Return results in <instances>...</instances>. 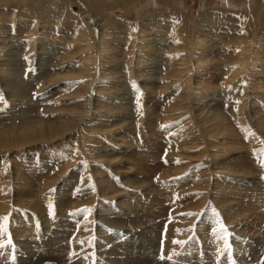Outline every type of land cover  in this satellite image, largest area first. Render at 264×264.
<instances>
[{
  "label": "rangeland",
  "instance_id": "1",
  "mask_svg": "<svg viewBox=\"0 0 264 264\" xmlns=\"http://www.w3.org/2000/svg\"><path fill=\"white\" fill-rule=\"evenodd\" d=\"M102 1L0 0V264H263L264 0Z\"/></svg>",
  "mask_w": 264,
  "mask_h": 264
},
{
  "label": "bare ground",
  "instance_id": "2",
  "mask_svg": "<svg viewBox=\"0 0 264 264\" xmlns=\"http://www.w3.org/2000/svg\"><path fill=\"white\" fill-rule=\"evenodd\" d=\"M80 1H83L82 2V4L83 5H85V7L88 9V10H97V9H99L98 7L99 6H103L104 5V3L103 2H105V1H102V0H80ZM115 0H113V2H114ZM126 1V0H125ZM174 1L175 0H159V2L160 3H162V6H163V4H164V6H166V5H169V4H172V3H174ZM177 1V0H176ZM112 2V3H113ZM120 2H121V0H120ZM124 2V1H123ZM259 2H260V0H259ZM117 3H119V2H117ZM103 4V5H102ZM175 4V3H174ZM105 6V5H104ZM173 8H174V6L173 5H171ZM83 7V6H82ZM172 8V9H173ZM170 9V8H169ZM176 9V8H175ZM160 10H162V9H160ZM159 10V11H160ZM178 10V9H177ZM34 12V11H33ZM154 12H156V11H154ZM161 13V12H160ZM160 13H158L157 15H159ZM207 13V12H206ZM231 14V13H230ZM142 15V14H141ZM157 15H155V16H157ZM86 16V15H85ZM144 16V15H143ZM152 16V15H151ZM150 16V17H151ZM155 16H154V18H155ZM205 16V15H204ZM181 17V16H180ZM235 17V18H234ZM256 17H257V15H256ZM146 18V17H145ZM153 18V19H154ZM160 18V17H159ZM183 18V17H182ZM225 18V17H224ZM230 17H227V19H229ZM232 18V17H231ZM164 19V18H163ZM162 19V20H163ZM206 19V18H205ZM211 19L213 20V17H211ZM226 19V18H225ZM233 19H240V18H238V16L236 17V15H234L233 16ZM78 20V19H77ZM210 19H208V21H209ZM211 20V21H212ZM219 20V19H218ZM103 21V20H102ZM102 21H97V23L95 22L93 25H91V26H93L92 28H96V30L98 31V37H99V41H98V43L97 44H99V45H96L97 46V48L96 49H100V52H102L103 54H105V55H109L110 53V49H111V47H109L110 45H109V43L107 42L109 39H105L104 37H105V35H109V29L108 28H106V27H103V25H102ZM181 21H182V19H181ZM181 21H179L180 23H181ZM206 21H207V19H206ZM215 19H214V21H212L211 22V24H213V23H215ZM257 21L258 20H255V18H253V16H252V18H251V21H250V23H248V22H245V20L244 19H242V20H240V24H243V26H251V24L252 25H256L257 24ZM145 22H146V20H145ZM172 22V21H171ZM183 22V21H182ZM225 22V21H224ZM184 23V22H183ZM207 24L209 23V22H206ZM205 23V25H207ZM171 24V23H170ZM175 24V23H174ZM176 25V24H175ZM203 25V24H202ZM216 25L217 24H215V26L214 27H216ZM221 25V24H220ZM137 26H139V25H137ZM167 26H170V25H167ZM182 26H183V28L181 29H177V31L178 32H175V34H177L178 36H181L180 34H183L184 32H190L191 31V28L190 27H187V26H185V25H183L182 24ZM218 26V25H217ZM240 26V25H239ZM175 27V26H174ZM221 27V26H220ZM242 27V26H241ZM168 28V27H167ZM173 28V27H172ZM255 28V27H254ZM108 29V30H107ZM141 30V29H140ZM169 30V29H168ZM167 30V31H168ZM175 31V30H174ZM184 31V32H183ZM89 32V31H88ZM108 32V33H107ZM173 32V31H172ZM114 33V32H113ZM142 33V32H141ZM191 33V32H190ZM174 34V33H173ZM185 35V34H184ZM83 36V35H82ZM85 36V35H84ZM174 36V35H173ZM49 37V36H48ZM107 37V36H106ZM141 37H142V35H141ZM197 37V36H196ZM84 38V37H83ZM87 38V37H86ZM176 38V37H175ZM183 38V37H182ZM186 38V37H185ZM195 38V37H194ZM85 40V39H84ZM178 40H181V39H178ZM186 40V39H185ZM197 40V39H196ZM196 40H193V41H196ZM86 41V40H85ZM146 41V40H145ZM148 42H149V40H147ZM151 41V40H150ZM177 41V40H176ZM184 41V40H183ZM182 41V42H183ZM191 41V40H190ZM110 42V41H109ZM181 42V41H180ZM149 43H151V42H149ZM101 44H102V48L103 49H101L100 47H101ZM200 45H201V42H200ZM239 45V44H238ZM87 46L88 47H91V46H95L94 44H93V42H90V41H88L87 40ZM153 46V45H152ZM206 46H208V45H206ZM58 47V46H57ZM151 47V46H150ZM185 47H187L186 45H185ZM190 48V47H189ZM148 49V48H147ZM201 49V48H200ZM151 50V48L149 49V51H147V52H151L150 51ZM191 50V49H190ZM97 51V50H96ZM203 52V51H202ZM99 53V52H98ZM97 53V54H98ZM190 55H191V53H190ZM106 56V57H107ZM183 56V55H182ZM194 56V55H193ZM88 59V58H87ZM195 59H196V57L195 58H193L192 60L193 61H195ZM88 63V62H87ZM6 65V64H5ZM86 70V69H85ZM9 75V74H8ZM107 79V78H106ZM183 90V89H182ZM18 92V91H17ZM185 96H187V95H185ZM174 107V106H173ZM35 124H33V125H24V127H15V128H13V129H4V130H2L1 132H0V148L2 149L3 147L5 148V147H14V146H24L25 144H27V143H29V142H31V141H35V140H37V139H40V138H46L47 136H48V133H46V134H44L45 133V131L48 129V128H46V130H44L45 129V127H44V129H43V131H42V126H43V124H37L36 122H34ZM41 123V122H40ZM43 123V122H42ZM46 125V124H45ZM215 125V124H214ZM55 126H58V124L57 125H54V127ZM13 127V126H12ZM50 127V126H49ZM61 127V125L59 124V128ZM64 128V127H63ZM54 129H56V128H54ZM65 129V128H64ZM64 129H63V131H64ZM59 130V129H58ZM62 130V129H61ZM213 130H214V134L215 135H219L220 133L221 134H223V135H225L226 137H228V136H230L231 134H233L232 133V131L231 130H227V127H226V125H223L222 123H220L219 122V124H217V126L215 125V127H213ZM51 131H52V129H51ZM51 131H50V134H51ZM62 131V132H63ZM55 132H56V130H55ZM60 132V131H59ZM54 133V132H53ZM56 133H58V132H56ZM60 134V133H59ZM54 137V136H53ZM179 143V142H178ZM243 171V170H242ZM18 179V178H17ZM17 179H16V181H17ZM22 183V182H21ZM39 198V197H38ZM8 199V198H7ZM53 200V199H52ZM59 200V199H58ZM11 201V200H10ZM59 203H60V201H59ZM58 203V204H59ZM21 204V203H20ZM25 204V203H24ZM31 204V203H30ZM26 205V204H25ZM20 206V205H19ZM30 206V205H29ZM25 209V208H24ZM23 210V209H22ZM1 211V210H0ZM4 211V210H3ZM27 211V210H26ZM34 211V210H33ZM36 211V210H35ZM38 211V210H37ZM88 211V210H87ZM237 211V210H236ZM239 212H241V211H239ZM2 213V212H1ZM25 213V212H24ZM30 214H31V211H30ZM37 214H39V212L37 213ZM1 215V214H0ZM32 215V214H31ZM41 215V214H40ZM56 215V214H55ZM30 216V215H29ZM33 216H35V215H33ZM40 217V216H39ZM74 217V216H73ZM41 218V217H40ZM102 218V217H101ZM36 219V218H35ZM45 219V218H44ZM31 220V219H30ZM108 220V219H107ZM17 222V221H16ZM110 222V221H109ZM100 223V222H99ZM107 223V222H106ZM118 223V222H117ZM229 223V222H228ZM6 224V223H5ZM97 224V223H96ZM103 224V223H102ZM104 224H105V221H104ZM108 225V224H107ZM110 225H112V224H110ZM114 225V224H113ZM180 225V224H179ZM206 225V224H205ZM1 226V225H0ZM103 226V225H102ZM171 226V225H170ZM244 226V225H243ZM243 226L241 225V227L243 228ZM16 227V226H15ZM20 227V226H19ZM106 227V226H105ZM104 227V228H105ZM109 227V226H108ZM111 227H113V226H111ZM118 227V226H117ZM115 228V227H114ZM128 228V227H127ZM93 229V228H92ZM109 229V228H108ZM229 229V228H228ZM106 230H107V228H106ZM110 230V229H109ZM108 230V231H109ZM243 230V229H242ZM135 232V231H134ZM244 232V231H243ZM111 233V232H110ZM114 233V232H113ZM112 233V234H113ZM116 233V232H115ZM92 234H94V233H92ZM112 234H110L111 236H114V234L112 235ZM251 234V233H250ZM116 235H118V234H116ZM187 235V234H186ZM185 235V236H186ZM249 235V234H248ZM123 237V236H122ZM121 237V238H122ZM87 238V237H86ZM99 238V237H98ZM130 238V237H129ZM250 239V238H249ZM184 240V239H183ZM91 241V240H90ZM100 241V240H99ZM215 241V240H214ZM103 242V241H102ZM219 242V241H218ZM153 244V243H152ZM164 245H166V244H164ZM200 245V244H199ZM211 245V244H210ZM19 246V245H18ZM251 246V245H250ZM167 246H165V248H166ZM196 247V246H195ZM209 248V247H208ZM233 248V247H232ZM186 249V248H185ZM168 251V250H167ZM179 251V250H178ZM186 251V250H185ZM198 251V250H197ZM250 252V251H249ZM87 253V252H86ZM110 253V252H109ZM165 253V252H164ZM175 253V252H174ZM173 253V254H174ZM181 254V253H180ZM87 255V254H86ZM171 256H172V254H171ZM91 257V256H90ZM176 257V256H175ZM178 257V256H177ZM187 257V256H186ZM185 257V258H186ZM196 257V256H195ZM89 258V257H88ZM149 258V257H148ZM199 258H200V256H199ZM202 258H203V256H202ZM115 259V258H114ZM187 260V259H186ZM116 261V260H115ZM91 263V262H90ZM114 263V262H113ZM52 264V263H51ZM117 264V263H116ZM187 264V263H186ZM202 264V263H201ZM240 264V263H239ZM264 264V263H263Z\"/></svg>",
  "mask_w": 264,
  "mask_h": 264
},
{
  "label": "snow or ice",
  "instance_id": "3",
  "mask_svg": "<svg viewBox=\"0 0 264 264\" xmlns=\"http://www.w3.org/2000/svg\"><path fill=\"white\" fill-rule=\"evenodd\" d=\"M0 99H3V94L0 93ZM261 166H264V161H261ZM51 208H52V205L49 204V210H50V215H52V212H51ZM217 230L216 229H213V232L215 233ZM220 231H224L226 232V228H224L223 225H221V228H220ZM7 243H11V241L9 240ZM174 243H180V244H184V243H187L186 241H174ZM227 243V242H226ZM228 248L230 249V245L228 246ZM161 259H164L163 255L160 257ZM230 264H235L234 261H230Z\"/></svg>",
  "mask_w": 264,
  "mask_h": 264
}]
</instances>
